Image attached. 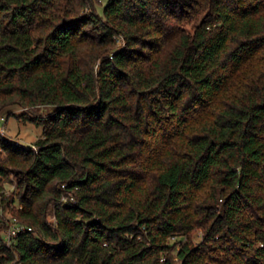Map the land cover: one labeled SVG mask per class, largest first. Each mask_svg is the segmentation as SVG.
<instances>
[{
	"label": "trees",
	"instance_id": "obj_1",
	"mask_svg": "<svg viewBox=\"0 0 264 264\" xmlns=\"http://www.w3.org/2000/svg\"><path fill=\"white\" fill-rule=\"evenodd\" d=\"M5 114L0 264H264V0H0Z\"/></svg>",
	"mask_w": 264,
	"mask_h": 264
},
{
	"label": "rangeland",
	"instance_id": "obj_2",
	"mask_svg": "<svg viewBox=\"0 0 264 264\" xmlns=\"http://www.w3.org/2000/svg\"><path fill=\"white\" fill-rule=\"evenodd\" d=\"M107 0H102L106 3ZM8 110L16 111L21 114L22 110L18 106H10ZM0 133L25 147L32 146L39 138L42 137L43 127L34 124L31 121L21 119L16 115H3L0 117ZM8 193L12 187L8 186ZM197 238H200L197 236ZM174 241V240H172Z\"/></svg>",
	"mask_w": 264,
	"mask_h": 264
},
{
	"label": "built area",
	"instance_id": "obj_3",
	"mask_svg": "<svg viewBox=\"0 0 264 264\" xmlns=\"http://www.w3.org/2000/svg\"><path fill=\"white\" fill-rule=\"evenodd\" d=\"M17 231H18V230H17ZM12 233H13V234H16V230H12Z\"/></svg>",
	"mask_w": 264,
	"mask_h": 264
}]
</instances>
